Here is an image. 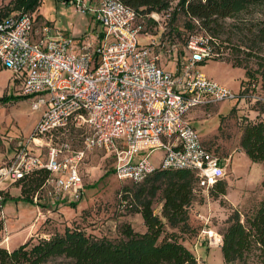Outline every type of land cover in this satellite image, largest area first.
Returning a JSON list of instances; mask_svg holds the SVG:
<instances>
[{
    "label": "built area",
    "instance_id": "2783aa9c",
    "mask_svg": "<svg viewBox=\"0 0 264 264\" xmlns=\"http://www.w3.org/2000/svg\"><path fill=\"white\" fill-rule=\"evenodd\" d=\"M64 1L90 13L99 27L77 37L44 22L36 25L30 10L0 16V65L14 74L19 94L31 97V108L41 109L30 133L16 140L11 156L0 163V183L43 167L48 174L41 194L52 203L62 197L76 200L86 150L109 152L115 176L137 182L156 166L148 152L133 160L134 153L159 149V167L192 169L197 187L211 186L223 166L186 113L235 96L193 68L219 52L194 34L183 43L186 56L175 55L159 35L139 43L138 31L154 33L159 27L156 11L137 14L120 0ZM157 49L174 55L172 69L161 67ZM206 233L209 238L211 232ZM209 241L219 243V234Z\"/></svg>",
    "mask_w": 264,
    "mask_h": 264
},
{
    "label": "rangeland",
    "instance_id": "374dc122",
    "mask_svg": "<svg viewBox=\"0 0 264 264\" xmlns=\"http://www.w3.org/2000/svg\"><path fill=\"white\" fill-rule=\"evenodd\" d=\"M9 0H0V16L14 12L9 8ZM8 3V4H7ZM35 17V24L47 23L53 30L68 32L77 36L98 28L88 12H80L74 9L73 4L64 0H38L35 8L30 10ZM264 9L250 7L237 12L222 20L221 40L229 37V42L235 43L240 36L257 19ZM5 13V14H3ZM158 13L159 27H155L154 33H136L139 43L146 42L158 35L165 45L173 46L175 55H188L189 50L183 48L186 30L180 27V16L173 21L174 30H168L170 26L169 9ZM85 35V34H84ZM226 42L219 45L221 54L196 61L193 68L208 77L227 86L235 96L225 98L208 105L191 108L186 115L190 124L200 138L203 145L218 156L223 166L222 179L225 180V193L212 197L208 189L195 187L194 198L187 206V223L191 230L178 231L177 238L194 255L198 264H224L221 258L219 243L210 242L212 235L219 234L222 219L232 209L240 212L250 211L257 203L260 194V179L263 176V167L260 161L250 159L241 151L238 145V136L241 125L245 121L254 120L260 116L258 103L254 99H264V88L258 84H249L241 90L244 84L243 67L230 64L228 59L241 58L246 66L254 67L252 58H245L242 54H233L231 46ZM164 48V47H162ZM159 50V64L165 69H172L174 55H168ZM183 52V53H182ZM30 96H21L18 92V83L10 69L0 65V159L3 155L2 146L13 144L16 140L26 137L35 125L40 108H31ZM76 145L80 144V137ZM148 152L147 159L153 166L160 162L161 150H138L132 159L135 160ZM6 161V160H5ZM112 155L101 149L86 150L84 158L79 166L81 175V191L76 200L61 201L50 206L45 203L47 198L37 192H31L30 199L23 198L14 183L6 179L0 183L1 187H9L8 194L0 190V221L3 225L0 229V240L9 241L0 243L6 248H11L20 240L28 224L35 221L36 208L39 206V222L34 228L35 235L46 236L51 231L61 230L63 225H76L77 227L95 235L114 236L116 225L121 221L128 222L135 230L144 228L140 215L121 205L119 194L122 186L127 189L132 187L133 181L119 179L112 171ZM133 182V183H132ZM65 200V199H64ZM48 203V202H47ZM73 203V204H72ZM159 196L153 198L151 204L153 212L159 209ZM165 229H171L167 225ZM211 230V236L207 237L206 231ZM34 235V236H35ZM220 237V235H219ZM24 240V239H23ZM62 257H53L43 264H63ZM227 264H264L249 257L244 262L234 261Z\"/></svg>",
    "mask_w": 264,
    "mask_h": 264
},
{
    "label": "trees",
    "instance_id": "16d2710c",
    "mask_svg": "<svg viewBox=\"0 0 264 264\" xmlns=\"http://www.w3.org/2000/svg\"><path fill=\"white\" fill-rule=\"evenodd\" d=\"M120 1L142 15L169 9L168 30L179 34L173 21L180 16V27L186 30L184 41L190 34L206 37L208 46L218 51V55L221 54L219 45L226 42L233 54L252 58L254 64V67L246 66L236 56L228 59L230 64L243 67L241 90L256 83L264 88V11L235 43H230L227 36L219 39L225 17L250 7L264 9V0ZM37 2L9 0L6 13L33 10ZM150 24H146L147 28L154 31ZM254 101L261 115L241 125L238 145L250 159L262 164L261 194L250 211L232 208L222 219L218 247L224 264L244 262L249 257L264 261V99ZM47 174L45 168L38 167L11 182L19 187L20 196L30 199L31 192H41ZM196 178L195 171L189 168L156 166L140 181L132 182L129 189L122 186L119 194L121 205L140 215L142 230H135L128 222L121 221L116 225L117 233L108 236L89 233L76 225H63L61 230L51 231L46 236L29 235L11 248L0 245V264H43L53 257H62L63 264H198L176 233V230H191L187 223V206L194 198ZM225 187V180L220 177L207 189L212 197H217L225 193ZM156 195L160 202L157 213L151 206ZM165 225L171 229H165Z\"/></svg>",
    "mask_w": 264,
    "mask_h": 264
},
{
    "label": "crops",
    "instance_id": "0c3cea01",
    "mask_svg": "<svg viewBox=\"0 0 264 264\" xmlns=\"http://www.w3.org/2000/svg\"><path fill=\"white\" fill-rule=\"evenodd\" d=\"M17 83H18V81H17ZM201 107V106H200ZM195 108H197V107H195ZM186 117H188L187 115H186ZM189 120V119H188ZM14 145H15V142L13 143V144H8L6 147L5 146H2V148H1V150H2V153H3V155H2V157H1V159H0V163H2V162H4L5 160H7L10 156H11V154H12V152H13V149H14ZM16 185V184H15ZM16 187L18 188V190H19V187L16 185ZM1 189H3V190H5L8 194H10L9 192H8V189H9V187H1L0 186V190ZM67 198L68 197H62V198H60L59 200H57L58 202H60L61 201V203H62V201H67ZM65 199V200H64ZM57 201H55V202H49L48 200H46L45 201V203L46 204H48V205H50V206H53V205H56V204H58L57 203ZM48 202V203H47ZM35 208H36V215H37V217H35L36 219H35V221L34 222H30L29 224H28V226H27V228H26V230H25V232L23 233V236H22V238L20 239V240H23V239H25L27 236H29V235H35V232H34V228L36 227V225L35 224H37V221L39 222V220H38V218H39V213H40V211H39V206L36 204L35 205ZM0 216H1V218H2V215H1V210H0ZM2 225H3V220H2ZM35 226V227H34ZM9 238H10V234H7L6 235V239L5 240H3V238H2V240H0V243L2 244V242H5V244L9 241Z\"/></svg>",
    "mask_w": 264,
    "mask_h": 264
},
{
    "label": "bare ground",
    "instance_id": "6f19581e",
    "mask_svg": "<svg viewBox=\"0 0 264 264\" xmlns=\"http://www.w3.org/2000/svg\"><path fill=\"white\" fill-rule=\"evenodd\" d=\"M209 232H211V230H209Z\"/></svg>",
    "mask_w": 264,
    "mask_h": 264
}]
</instances>
